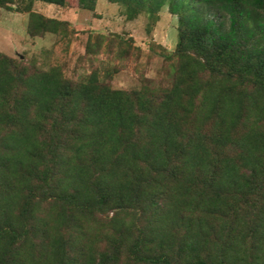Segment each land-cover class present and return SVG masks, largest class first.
<instances>
[{"label":"trees","instance_id":"16d2710c","mask_svg":"<svg viewBox=\"0 0 264 264\" xmlns=\"http://www.w3.org/2000/svg\"><path fill=\"white\" fill-rule=\"evenodd\" d=\"M35 1L67 0L24 9L57 33ZM107 1L177 16L172 76L117 89L0 51V264H264V0Z\"/></svg>","mask_w":264,"mask_h":264},{"label":"rangeland","instance_id":"374dc122","mask_svg":"<svg viewBox=\"0 0 264 264\" xmlns=\"http://www.w3.org/2000/svg\"><path fill=\"white\" fill-rule=\"evenodd\" d=\"M27 3L14 1L13 7L20 11L0 5V51L43 69L60 66L65 76L76 81L95 70L108 79L106 72L111 71L109 80L117 89L152 82L166 85L172 76L173 60L165 55L176 49L178 19L167 7L154 22L147 14L128 19L120 4L107 0H98L93 10L80 0H67L64 6L35 1L34 10L67 23L57 33L30 36Z\"/></svg>","mask_w":264,"mask_h":264},{"label":"water","instance_id":"95a60500","mask_svg":"<svg viewBox=\"0 0 264 264\" xmlns=\"http://www.w3.org/2000/svg\"><path fill=\"white\" fill-rule=\"evenodd\" d=\"M117 36H119V34L115 33Z\"/></svg>","mask_w":264,"mask_h":264}]
</instances>
